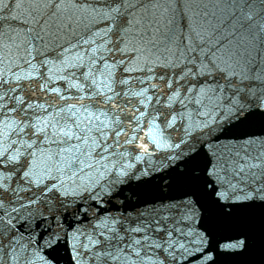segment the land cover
Segmentation results:
<instances>
[{"label": "snow or ice", "instance_id": "snow-or-ice-1", "mask_svg": "<svg viewBox=\"0 0 264 264\" xmlns=\"http://www.w3.org/2000/svg\"><path fill=\"white\" fill-rule=\"evenodd\" d=\"M0 264H264V0H0Z\"/></svg>", "mask_w": 264, "mask_h": 264}]
</instances>
